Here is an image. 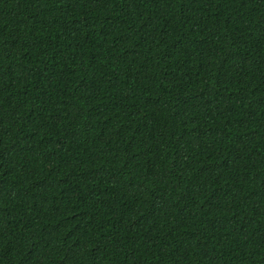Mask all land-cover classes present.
Listing matches in <instances>:
<instances>
[{
  "label": "trees",
  "instance_id": "16d2710c",
  "mask_svg": "<svg viewBox=\"0 0 264 264\" xmlns=\"http://www.w3.org/2000/svg\"><path fill=\"white\" fill-rule=\"evenodd\" d=\"M0 264H264V0H0Z\"/></svg>",
  "mask_w": 264,
  "mask_h": 264
}]
</instances>
